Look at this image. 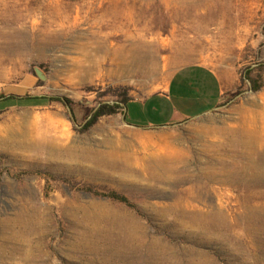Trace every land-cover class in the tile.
I'll return each instance as SVG.
<instances>
[{
	"label": "rangeland",
	"instance_id": "374dc122",
	"mask_svg": "<svg viewBox=\"0 0 264 264\" xmlns=\"http://www.w3.org/2000/svg\"><path fill=\"white\" fill-rule=\"evenodd\" d=\"M8 2L38 20L44 8H63L70 18L51 28L49 46L33 48L26 38L19 54L0 56V98L60 97L73 106L71 113L61 102L0 100V264H264V149L242 133L264 125V0ZM113 10L134 22L110 28L104 18ZM190 65L236 81L214 111L148 127L171 123L166 107L131 101L132 126L120 112L82 131L101 103L146 98ZM29 115L59 121L77 148L109 152L119 139L120 153L144 157L146 145L171 144L187 160L158 177L137 168L122 180L91 162L20 150ZM86 187L125 194L137 210Z\"/></svg>",
	"mask_w": 264,
	"mask_h": 264
},
{
	"label": "bare ground",
	"instance_id": "6f19581e",
	"mask_svg": "<svg viewBox=\"0 0 264 264\" xmlns=\"http://www.w3.org/2000/svg\"><path fill=\"white\" fill-rule=\"evenodd\" d=\"M8 4H9L8 0H0V21L2 23H4V27L0 28V46H1L0 56H5V58H6V56H13V55L19 54V52H20L19 48L22 46V44L26 38H27V40H28V38L31 40V42H32L31 47H33V48H39L41 46L47 47V44L49 46L50 45L49 43H51L53 41L52 35L49 34L50 32L53 31V30H51V28L54 26L64 27V25L67 24L66 22L70 18V16L68 17V16L64 15V12L62 11L63 8L62 9L48 8L50 5L49 6L47 5L48 9L44 8V10H46L45 12H43L44 16L40 20H38V19H35L36 15L33 12L30 11L27 14H25V13H23L22 10H19L17 8L19 6L17 3L16 4L14 3L15 5H13V6H10ZM121 12H122V10H121ZM127 12H129V11H127ZM123 13H125V12L123 11ZM130 20L131 19L128 20L126 16H123L122 13H120L118 11H114V10L106 12L105 18H104V21L107 23V26H109L110 28L112 27V29H114V28L116 29L119 26H127V24H129ZM131 21H133V20H131ZM10 22L12 25H9ZM26 23H30V25H31V31L29 30V32H27L28 30L26 31L23 29V25H25ZM26 27H28V26H26ZM40 27H42L43 29L39 30ZM40 31H41V33H39ZM108 49H111V48H108ZM23 50H25V49H23ZM99 50H100V48H99ZM111 51H113V50H111ZM87 52H88V50H87ZM91 53H92V51H91ZM94 56H95V54H94ZM28 117H29L28 119H30V117H32V116L29 115ZM32 118H33V119H31L32 121H29V122L27 121L29 123L28 124L29 126L27 127L28 131H25V129H23L24 131H22V134L25 136V138H24L23 142H20L18 144V147L20 148V150L23 149V150H27V151H33L35 153H42L43 151H49L50 153H47V154H52V155L60 157V158L62 156H66V157H70L72 159H79L81 161L83 160V161H86L89 163L91 162L94 164V167H92L93 165H91L89 167L94 168V171L101 173V174H104V172L102 170H108L110 172L113 171V172L121 173L120 178L122 180L126 179L127 177H132L133 175H135L137 168L138 169L142 168L143 172H141V173H143V174H147V175L150 174L151 176L155 175V177H158L159 174L157 172H159V173L169 172L173 169V167L176 163L178 165V163L185 162L187 160V154L184 151H183V153L179 152L178 149L173 148L171 146V144H166L163 149L160 148L158 145H152V146L146 145L147 149L145 150L146 154L144 157H139L137 155V153H134L133 155L127 154V153H125V154L120 153L118 151V149L121 148L120 146H123L125 144H123L121 142L122 140L120 141L119 139H116V141H111L115 145L113 146L114 147L113 150H111L109 152L94 151L90 148L89 149L77 148V147H74V146L68 144L71 140L70 133L68 132L67 129L64 128V125L61 126V123L59 121L55 120L53 117H50V116H46L43 118L35 116ZM25 124H27V123H25ZM24 126L26 127V125H24ZM254 126L256 127V125H254ZM250 128H252V127H250ZM250 128L247 130H243V132H242L244 139L247 142V145L251 144L250 146H252V143L254 141H256L260 145V148L264 149V125H263V127H260V128H262V131H261V129H260V131L257 130L258 128H256V129H253V128L250 129ZM99 130L103 131L104 128L100 127ZM225 131H226L225 134L228 137L231 134V132L229 129H227ZM213 132L211 130V133H213ZM259 132H261V133H259ZM257 137H259L260 139ZM254 138H257V139H254ZM18 141L19 140H17L16 143H18ZM167 143H169V142H167ZM254 145H256V144H254ZM210 146L213 149L218 148V144L215 141H212V145H210ZM14 152H16V151H14ZM20 153L22 154V152H20ZM20 153H18V154H20ZM14 154H16V153H14ZM79 160H77V161H79ZM222 171H224V173H225V166L224 165H223ZM159 177H161V176H159ZM101 178H103V177H101ZM223 178H224L223 179L224 182H229V176L228 175H226ZM190 191L193 192V190H190ZM195 196H196V194H195ZM186 197H188V196H186ZM191 201H193V200H191ZM185 204H186V202H185ZM175 205H176V203H175ZM182 205L184 206V204H182ZM186 205H187V207L189 206L188 204H186ZM193 205H194V203H193ZM190 206H192V205H190ZM191 211H192V208H191ZM196 212L198 213V211H196ZM196 212H194V213H196ZM199 212H200V210H199ZM218 212H219V210H218ZM194 213H192V214H194ZM197 213H196V215H197ZM200 213L203 214L204 212H200ZM214 215H212V216H214ZM223 215H225V214H223ZM223 215H222V217H224ZM218 216H219V214H218ZM123 217H125V216H123ZM214 217H216V216H214ZM207 218H208V216H207ZM205 221H206V218H205ZM207 222H208V220H207ZM237 222H236V224H237ZM220 223H222V222H220ZM230 223H231V221H230ZM240 226H242V225H240ZM217 227H218V225H217ZM212 229L210 228V230H212ZM255 230H257V229H255ZM259 230H261V229H259ZM231 231H232V229H231Z\"/></svg>",
	"mask_w": 264,
	"mask_h": 264
},
{
	"label": "crops",
	"instance_id": "0c3cea01",
	"mask_svg": "<svg viewBox=\"0 0 264 264\" xmlns=\"http://www.w3.org/2000/svg\"><path fill=\"white\" fill-rule=\"evenodd\" d=\"M235 82L226 73H220L206 65H190L175 71L163 90L132 101H157L160 106L166 107L170 122L179 119V122H184L217 109L233 90ZM179 122L161 126L151 124L148 127H165Z\"/></svg>",
	"mask_w": 264,
	"mask_h": 264
},
{
	"label": "trees",
	"instance_id": "16d2710c",
	"mask_svg": "<svg viewBox=\"0 0 264 264\" xmlns=\"http://www.w3.org/2000/svg\"><path fill=\"white\" fill-rule=\"evenodd\" d=\"M126 91V89H125ZM21 95H14V94H10V95H5L4 97H2L4 101L7 100H30V101H47V102H61L64 103L65 105L72 107L73 106V101H71L68 98H60V97H50V96H44V97H22L20 98ZM125 97L120 101V102H116L114 104H108V103H101L94 111L92 116L82 125V131H88L89 129H91L98 121L101 117L103 116H107V115H114V114H118L120 112L124 111V108L122 107L127 106V104L132 101L130 99H128L126 97V95H124ZM86 190L95 193L97 196L103 197V198H107L109 200H112L114 202L120 203V204H124L129 208L132 209H136L137 210V206L135 203H133L131 201V199L126 196L125 194H122L120 192H116V191H111V192H99L97 190H95L93 187H86Z\"/></svg>",
	"mask_w": 264,
	"mask_h": 264
},
{
	"label": "water",
	"instance_id": "95a60500",
	"mask_svg": "<svg viewBox=\"0 0 264 264\" xmlns=\"http://www.w3.org/2000/svg\"><path fill=\"white\" fill-rule=\"evenodd\" d=\"M37 74H38V76H39L40 78H42V79L45 78L39 70H37ZM22 97H26V96H20V98H22ZM27 97H31V96H27ZM2 99H3V98H0V100H2ZM69 110H70V112L72 113V110H71L70 107H69ZM126 113H127V108H126V106H124L123 116H124L125 122H126ZM126 124H127V125H130V124H128L127 122H126ZM130 126H132V125H130Z\"/></svg>",
	"mask_w": 264,
	"mask_h": 264
}]
</instances>
